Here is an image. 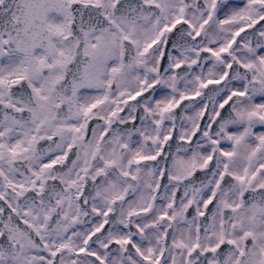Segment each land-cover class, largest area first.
<instances>
[{"label":"snow or ice","instance_id":"snow-or-ice-1","mask_svg":"<svg viewBox=\"0 0 264 264\" xmlns=\"http://www.w3.org/2000/svg\"><path fill=\"white\" fill-rule=\"evenodd\" d=\"M0 264H264V0H0Z\"/></svg>","mask_w":264,"mask_h":264}]
</instances>
